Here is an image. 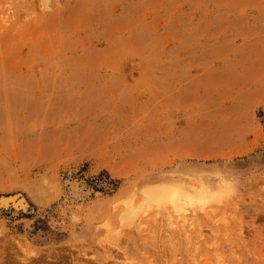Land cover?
<instances>
[{
  "label": "rangeland",
  "instance_id": "1",
  "mask_svg": "<svg viewBox=\"0 0 264 264\" xmlns=\"http://www.w3.org/2000/svg\"><path fill=\"white\" fill-rule=\"evenodd\" d=\"M15 198L0 264H264V0H0Z\"/></svg>",
  "mask_w": 264,
  "mask_h": 264
},
{
  "label": "bare ground",
  "instance_id": "2",
  "mask_svg": "<svg viewBox=\"0 0 264 264\" xmlns=\"http://www.w3.org/2000/svg\"><path fill=\"white\" fill-rule=\"evenodd\" d=\"M171 185V184H170ZM202 185V184H201ZM204 185V184H203ZM166 186H162L161 188H158V189H155V190H153V191H150L149 192V194H148V197H149V199L150 200H160V199H172V201H170V202H173V204H174V206L175 207H179V203H178V198L179 197H181V196H183L182 194L183 193H181V191L179 192L178 190H171L170 192H167L166 191ZM196 188V187H195ZM201 189V188H200ZM206 189V188H205ZM208 189V188H207ZM210 189V188H209ZM193 191V190H192ZM197 191V190H196ZM193 193V192H192ZM197 193V192H196ZM17 197V196H16ZM184 198L185 199H187V200H191V201H201V202H206V201H210V199H212V198H210L209 196H208V194H207V192L203 189L200 193L198 192V195H197V197L196 196H192V195H189V194H184ZM19 199V198H18ZM16 200H17V198H15V199H6L5 201H2L1 203H0V206L1 207H4V208H7L8 206H9V204L10 203H13L15 206H16V204H15V202H16ZM180 201V200H179ZM164 202V201H163ZM22 204L24 205L25 204V202L23 201V200H21V202H20V205H21V207H22ZM16 207H18V206H16ZM17 209V208H16ZM5 210V209H4Z\"/></svg>",
  "mask_w": 264,
  "mask_h": 264
}]
</instances>
